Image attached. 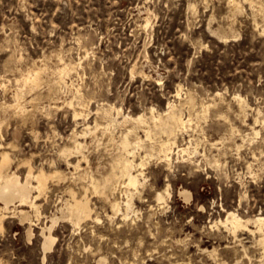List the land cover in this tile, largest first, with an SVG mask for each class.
<instances>
[{"label": "rangeland", "instance_id": "1", "mask_svg": "<svg viewBox=\"0 0 264 264\" xmlns=\"http://www.w3.org/2000/svg\"><path fill=\"white\" fill-rule=\"evenodd\" d=\"M65 65L68 84L59 82ZM34 71L35 89L24 82ZM19 89L25 113L11 106ZM169 101L194 117L178 137L192 147L171 165L151 159L134 209L126 215V187H118L111 198L123 206L114 210L85 177L110 171L121 150L98 108L150 115ZM96 120L100 128L78 137L90 158L76 168L80 154L67 159L61 148ZM4 154L22 180L30 165L65 178H49L40 216L10 204L0 264H264L254 222L238 236L224 223L230 210L264 214V0H0V163ZM144 154L137 149L136 159ZM71 189L88 195L93 217L59 219L46 248L43 228Z\"/></svg>", "mask_w": 264, "mask_h": 264}, {"label": "bare ground", "instance_id": "2", "mask_svg": "<svg viewBox=\"0 0 264 264\" xmlns=\"http://www.w3.org/2000/svg\"><path fill=\"white\" fill-rule=\"evenodd\" d=\"M237 2H235L236 5L238 4ZM68 66L69 65H65L60 70L59 82H65V84H68L67 80L65 79V73L68 69ZM34 72L32 74L30 73L29 76L24 78L25 85L30 83L33 89L37 88L41 83L40 71ZM52 89H54V87H52ZM23 90L24 89H19L17 91L16 101L14 104H11V106L17 108V111H23V113H25L28 110L21 99L24 93ZM178 93H180V91ZM78 96H80L81 103L88 105V103H86L84 100V94L79 90ZM236 96L239 97V94ZM240 98L237 99L240 100ZM182 105V103L176 104L175 102L169 101L164 112L156 113L154 108H152L150 115L147 113H139L136 116H133L129 113H123L124 111H122V109L116 108V106L112 104L109 106L103 105L98 108L97 112L102 113L103 117L105 118V126H103L104 131L110 134L111 139L116 140V143L120 145L121 150L118 148L119 152L116 155H113L111 159L112 167L110 171L104 174L100 172L101 174L98 175L94 174L95 172L90 173V171H86L85 177L90 178L89 180L91 181V185L95 191L103 193L107 196L114 210H122L123 206L122 201L117 197L114 199L111 198V194H115L118 190V187V191H120V187H126V215H128L129 212L134 209V195L136 192H140V186L144 183L143 176H146L144 168L151 159L156 157L165 161L168 165H171L173 163V155L175 152L184 153L189 151V149L192 147L190 144L182 146L178 142L179 135L186 131L190 125H192V121L194 119L192 114H190L189 117L184 116ZM115 110L116 113L114 112ZM78 114H80V111L76 112L75 115ZM100 125L101 123L96 120L94 126L87 125L81 132H75L73 144H66L61 148V154H63L67 159L73 155L80 154L79 160L77 163H75L76 168H82V160H88L90 158L87 155L89 154L87 153L88 151L86 154L84 152V148L87 146L85 145L86 143L79 140L78 137L81 135L85 136L87 132L93 130V128H100ZM118 126H125V128L119 134V139H116L115 131ZM141 129H143L146 137L139 133ZM137 149H142L145 152V154L141 156L140 161L136 159ZM69 163L73 162L69 161ZM89 164L87 165L89 166ZM10 165L11 156L9 154H4L0 163V199L4 203V205L0 206V229L4 227V219L6 217L7 210L10 209V204L17 200L20 202L19 205H28L34 208L36 215L40 216L41 204L37 202V199H39L41 194L47 191L49 178H65L64 172L60 170H55L51 173H48L44 168H41L36 172L33 166L30 165L26 179L22 180L17 171L10 168ZM34 189H37L39 192L36 196L32 194ZM70 195V198H66L62 201V206L59 208L60 215L54 213L50 218L51 224L43 228L46 248H51L53 242L56 240V236L52 234V228L56 225L59 219H67L73 222L75 225H80L83 221H88L93 217L94 208L91 205L88 195L85 194L83 197H79L74 189L70 190ZM185 196L188 199L190 194L188 193ZM164 198L165 196L163 192L159 191L158 199ZM15 208H17V206ZM14 211H16V209ZM18 213L23 220H31L32 215H30V212L25 208L19 209ZM96 218H98V216ZM251 222H254L257 232L259 233V237L256 239V241L264 248V214L259 213L253 219H245L236 211L230 210L226 220L224 221L226 227L233 231L236 236H238V231L240 229L249 228V224ZM45 229H47L49 232L46 233ZM251 231L254 232L255 230L251 229ZM99 264H108L107 258L101 257L99 259Z\"/></svg>", "mask_w": 264, "mask_h": 264}]
</instances>
